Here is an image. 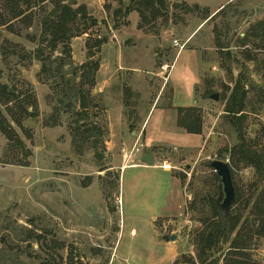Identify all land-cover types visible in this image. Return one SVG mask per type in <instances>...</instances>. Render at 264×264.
<instances>
[{
	"label": "rangeland",
	"instance_id": "rangeland-1",
	"mask_svg": "<svg viewBox=\"0 0 264 264\" xmlns=\"http://www.w3.org/2000/svg\"><path fill=\"white\" fill-rule=\"evenodd\" d=\"M77 2L87 7L98 26L72 39L68 59L76 68L99 62L96 81L101 83L122 65L112 94L122 97L118 101L128 126L111 132L108 102L97 94L98 110L90 112V123L101 129L95 138L98 146L83 143L77 148L69 116L57 115L55 109L60 76L51 78L50 71H43L50 59L68 56L64 47L52 51L40 43L47 15H31L28 21L10 24L0 0V96L6 87L18 97L11 100L12 105L21 102L32 113L23 117L22 128L13 124L23 147L12 149L14 144L0 133V264H70L69 258L71 264H109L122 212L126 210V227L119 243L124 245L132 239L128 210H150L153 203L163 206L171 190L170 211L165 210L156 229L160 235L177 234L182 251L178 262H184L183 256L197 261V234L204 227L202 221L213 215L207 197L219 185L210 163L232 164V181L240 199L231 213L241 218L240 227L254 220V203L264 193V178L260 180L252 167L231 158L230 150L239 137L221 99L226 88L233 89L237 79H243L249 95L242 131L249 146L264 154V25H260L264 0H167L170 17L149 27L136 13L124 15L130 0ZM119 9L123 13L114 15ZM207 16L211 17L205 21ZM102 39L106 44L97 48ZM175 40L184 46L182 52L174 47ZM130 68L137 71H127ZM155 73L161 75L155 78ZM192 74L195 96L188 95L186 86ZM167 75L170 83L165 85ZM214 94L219 95L218 101L209 98ZM179 107L197 109L200 135L176 129L175 108ZM1 109L5 111L2 105ZM141 126L146 141L136 145L131 134L138 128L143 135ZM148 144L158 147L146 148ZM151 152L158 166L168 162L174 170L169 174L161 168L123 172ZM30 233L40 237L39 243L28 239ZM251 237L245 247L247 259L264 264V239ZM229 247L224 244L212 259L223 264Z\"/></svg>",
	"mask_w": 264,
	"mask_h": 264
},
{
	"label": "trees",
	"instance_id": "trees-1",
	"mask_svg": "<svg viewBox=\"0 0 264 264\" xmlns=\"http://www.w3.org/2000/svg\"><path fill=\"white\" fill-rule=\"evenodd\" d=\"M3 2L4 9L10 15V24L13 21H28L31 15H47L42 21L40 43L42 45L47 44V46L52 48V51H56L59 46H62L64 47L63 53L68 55L66 58L57 57L54 60L50 59L48 65H43V71H50L51 78H54L56 75L60 76V81L56 82L59 88L57 98L59 106L55 108L58 113L57 115H60V112H62L69 116V128L76 134L77 148L83 143L86 145L89 143V147L97 148L98 142L95 138L97 134L101 135V129L90 123L92 116L90 112L98 110V105L94 101L95 97L92 95V91L97 84L96 74L100 65L99 62L93 63L89 61L76 68L73 67V63L68 58H70V43L72 39L87 34L91 28L98 26V21L91 18L87 7L78 5L77 0H3ZM50 7L52 9L48 12L47 10ZM122 13L123 11L119 9L114 15H121ZM132 13L140 16L145 27L155 25L159 19L170 17L167 0H130V4L126 7L124 15ZM174 16L171 15V17ZM210 17L207 16L205 21ZM260 25H264V23ZM255 35H258L257 31H255ZM106 42L105 39L99 40L96 43V47L100 48ZM40 52L39 50L38 53ZM38 57L42 58L39 54ZM67 67L70 68L69 71H65ZM86 85H88V88H86ZM226 90L221 97L226 102L224 112L227 118H229L230 124L236 128L239 137V143L230 150L231 158L236 164H245L252 167L260 180L263 181L264 154L253 150L249 146L242 131V122L247 116L246 108L249 95L246 84L242 78H238L233 89L228 87ZM206 95L210 94L207 93ZM9 98L10 106L8 105ZM12 99L17 100L18 97L15 93L11 94L6 87H3L0 96V133L4 134L10 143L14 144V146H11L14 149L18 146L23 147V144L18 140L13 124L22 128L23 117L31 116L32 113H29L28 109L21 102L18 105H12ZM28 99L32 103L34 102L32 97ZM1 105L5 107V111L10 116L12 122L7 118L5 111L1 109ZM177 114L178 128L184 130L189 135L201 134L202 120L197 109L178 108ZM98 157L102 158L101 153H98ZM229 167L231 174H233L231 163ZM215 178L217 180L218 176L216 175ZM218 196L219 190L217 189L214 195L207 197L213 215L211 219L202 221L204 227L197 234L195 240L197 261L183 256L184 262L176 261L174 264H219L220 260L212 259V255L215 252H220L224 244H230V247L223 260V264H259L249 262L245 254V247L251 240L252 235L264 239V193L260 194L254 203V220L246 224L244 223L241 227V218L235 213H231L227 222L222 224L219 209L216 205ZM239 199V192L236 190L234 205L239 202ZM239 227L240 229L238 230ZM250 228H253V230H250ZM247 232L248 235L245 234ZM235 233L236 236L231 241ZM249 233H252V235ZM28 239H35L39 243L40 237L34 235V233H30ZM68 262L71 264L72 258H69Z\"/></svg>",
	"mask_w": 264,
	"mask_h": 264
},
{
	"label": "crops",
	"instance_id": "crops-1",
	"mask_svg": "<svg viewBox=\"0 0 264 264\" xmlns=\"http://www.w3.org/2000/svg\"><path fill=\"white\" fill-rule=\"evenodd\" d=\"M171 1L173 2L186 1L187 2V0H171ZM215 13H213V15ZM161 67L163 68V66ZM122 70L124 69L121 65L119 66L118 70H116L114 74H112L110 78H107V80L104 81V83H101L99 82V80H97L96 87L93 89L94 93L92 92V95L94 97L98 96L99 94L104 95L105 96L104 99L106 100V102H108L109 106L107 108V112H108V117L110 120L109 126H110L111 132L118 131L119 128H123L124 130V127L128 126V124L125 121L124 107L122 103L119 102L120 100H122V97L117 98L116 95L112 94V91L116 89V83L119 80V78H117V74L120 73V71ZM127 71L134 73L137 70L135 68H130ZM160 75L161 73L154 74L155 78H158ZM193 78H194L193 74L186 78L187 79L186 86H187L188 95L195 96L194 88L196 87V82L193 81ZM167 82H168V75L166 76L165 85L167 84ZM169 83L170 81L168 82V84ZM149 85H151V81H149L148 86ZM165 85L161 87V91L159 95L161 94ZM126 88H131V86H126ZM172 94H173V91H172ZM159 95L156 97L154 104L156 103ZM110 105H115L117 109L116 110L113 109L112 106ZM179 108H191V107H179ZM177 109L178 108H175L176 122L178 118ZM175 126L177 130L184 132V130L182 131V129L177 127L176 123H175ZM143 128L144 126H141V129H140L142 131V134L144 135L143 139H142L143 135L140 136V134H138V130H137L138 128H136V130L133 131L131 134L132 137H135L134 141L136 145H138L139 143L141 144L145 143L146 141L145 140L146 131H144ZM184 133L186 134V132ZM145 147L155 148L158 146H154L153 144H148V146H145ZM147 154H151L154 158L155 165L153 167H148L146 164L142 163V159ZM136 161H139L140 164H133L132 166H128L123 169V172H125L127 169H137V168H143L145 170L149 168L160 169V166L156 164V155L152 152L142 154ZM165 173L169 174V172H165ZM171 193H172V190L168 196H165L166 199L163 202V206L159 203L157 204L153 203L152 205L153 207L150 210L144 211L141 208H135V209L128 210V214L130 216L128 220H130L131 222L130 225L132 228L130 231V236L132 239L130 243H126L124 245H122L121 242L119 243L120 237L125 236V227H126V210L122 212V215L124 218H122V215H121L120 231L118 233L117 242L115 244V247L113 248L112 257L110 259L109 264H174L177 261L178 257L182 254L180 244H178V242L177 243L176 242H166L164 240V237H170L171 235L175 233H172L171 235H168L165 233L160 235L156 229L158 220L164 216L163 213L166 214L168 210L170 211V209L168 208V205L170 204L169 201H170ZM175 235L177 236V234Z\"/></svg>",
	"mask_w": 264,
	"mask_h": 264
},
{
	"label": "water",
	"instance_id": "water-1",
	"mask_svg": "<svg viewBox=\"0 0 264 264\" xmlns=\"http://www.w3.org/2000/svg\"><path fill=\"white\" fill-rule=\"evenodd\" d=\"M213 101L219 100V95L214 94L209 97ZM142 163L146 164L148 167H153L155 165L154 158L151 154H147L142 159ZM210 168L216 173L219 179V196L216 201V205L219 209L222 224H225L228 217L231 215L232 207L236 199V191L232 181V174L227 162L214 160L210 163ZM166 242H176L178 237L173 234L170 237H164Z\"/></svg>",
	"mask_w": 264,
	"mask_h": 264
},
{
	"label": "built area",
	"instance_id": "built-area-1",
	"mask_svg": "<svg viewBox=\"0 0 264 264\" xmlns=\"http://www.w3.org/2000/svg\"><path fill=\"white\" fill-rule=\"evenodd\" d=\"M174 47L178 48L180 51L183 50L184 46H182L177 40H175L173 42ZM124 161H127L129 158V154L125 153L123 155ZM160 168L165 171V172H171L172 170H174V167H172V165L168 162H164L162 165H160Z\"/></svg>",
	"mask_w": 264,
	"mask_h": 264
}]
</instances>
